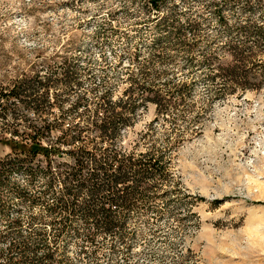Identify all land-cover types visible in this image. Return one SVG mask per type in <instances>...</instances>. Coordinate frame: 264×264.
Masks as SVG:
<instances>
[{
	"label": "rangeland",
	"instance_id": "obj_1",
	"mask_svg": "<svg viewBox=\"0 0 264 264\" xmlns=\"http://www.w3.org/2000/svg\"><path fill=\"white\" fill-rule=\"evenodd\" d=\"M158 6L0 0V162L16 155L9 129L30 124L45 145L69 139L66 126L88 127L79 140L146 166L112 189L125 202L110 187L70 199L114 211V231L89 236L93 223L79 211L64 232L49 221L56 181L46 190L42 175L5 172L0 263L46 264L48 252L50 264H264V0ZM234 44L254 52L233 75L263 79L255 89L221 83L218 65H233ZM110 109L117 133L91 126Z\"/></svg>",
	"mask_w": 264,
	"mask_h": 264
},
{
	"label": "trees",
	"instance_id": "obj_2",
	"mask_svg": "<svg viewBox=\"0 0 264 264\" xmlns=\"http://www.w3.org/2000/svg\"><path fill=\"white\" fill-rule=\"evenodd\" d=\"M160 1L148 0L154 11H159L158 3ZM260 33L258 23V35ZM259 39L264 44V39L261 36ZM227 47L230 49L229 54L232 56L234 63L232 66L218 65V74L222 77L221 83L225 90L234 92L237 89L242 91L257 88L263 79H250L247 75H233L235 68L254 56V52L250 50L245 52L243 45L234 44L227 45ZM258 54L264 53L258 49ZM8 95L15 96L13 90ZM115 116L116 112L113 109L108 110L101 117L95 114L91 126L101 132L111 131V133H117L118 125H116ZM83 129H88V127L66 126L62 129V132H68L69 139L56 137L54 141L45 145L39 139L40 129L35 128L33 125L28 124L20 133H18L15 126L12 127L8 131L9 137L4 140L9 150L16 155L0 162V179L5 172L22 170L29 178L37 174L42 175L46 190H49L56 181L61 188V193L56 195L52 204L46 206L45 211L50 215V222L57 221L59 224L58 233L64 232L63 228L67 225L68 217L75 211H79L85 220L90 219L92 221L94 227L93 230L87 231L88 236L94 234V232L112 233L114 231L115 216L110 206L106 207L103 203L93 205L89 202L76 204L70 199L76 197L80 191H87L91 198L97 190L110 187L111 200L125 202L126 198L116 192L118 189L114 191L112 189L116 184L126 180L128 174H134L138 177L144 175L146 166L130 161L129 157L125 159L126 162H123L121 156L124 152L120 148L109 152L110 150L105 146L98 148L96 144L90 141L79 140ZM64 156L69 160L63 158ZM87 160H92L90 166L87 164ZM83 169L91 170L86 178L82 176ZM110 170L113 172H110ZM99 174L109 179L112 177V180L109 182H104L103 178L98 180L95 177ZM19 194L22 195L21 192ZM119 206L122 209H127L123 204ZM19 223L18 217H15L8 225L11 228H16ZM45 258L46 264H50L47 263L49 259L48 252ZM0 264H16V262L7 257ZM30 264H33V262H30Z\"/></svg>",
	"mask_w": 264,
	"mask_h": 264
}]
</instances>
